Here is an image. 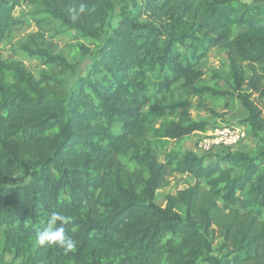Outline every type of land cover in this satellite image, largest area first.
Masks as SVG:
<instances>
[{
    "label": "trees",
    "instance_id": "1",
    "mask_svg": "<svg viewBox=\"0 0 264 264\" xmlns=\"http://www.w3.org/2000/svg\"><path fill=\"white\" fill-rule=\"evenodd\" d=\"M71 32L92 62L68 83L78 63L53 40ZM1 44L50 70L0 53V264H222L210 234L231 264H264V147L209 160L170 148L207 128L190 97L235 98L261 129L249 97L264 95V0H0ZM213 48L227 90L202 82ZM174 173L193 183L160 204ZM53 212L70 252L37 242Z\"/></svg>",
    "mask_w": 264,
    "mask_h": 264
},
{
    "label": "rangeland",
    "instance_id": "2",
    "mask_svg": "<svg viewBox=\"0 0 264 264\" xmlns=\"http://www.w3.org/2000/svg\"><path fill=\"white\" fill-rule=\"evenodd\" d=\"M121 8L122 4L116 5L111 17V24H114L118 20V13ZM19 13L20 10L16 9L13 14L17 16ZM35 30V26L24 27L15 33L13 41L16 42L27 32H33ZM245 30V27H240L238 31L241 32ZM76 34V32H71L70 34L57 35L56 39L53 40L57 51L65 53L71 63H78L75 75H71L70 73L67 74L68 83H72L77 76L84 75L88 65L92 62L90 54L80 56V51L76 47L77 42L80 40L77 38ZM11 48L13 47L9 44L0 45V53L3 55L4 59L8 60L12 58L22 60L28 69L34 73H39L41 70H50V67L43 65L38 59L26 57L21 53L17 54L18 50L13 52ZM198 68L202 71L201 79L203 83L220 90L229 89V86L226 84L227 62L223 53L218 49H211L208 52V55L200 61ZM244 88H248V86L245 85ZM249 100L257 107V110L260 111L259 118L262 125L261 129L258 130L259 132L256 134L252 133L251 126L246 121L248 114L246 109L237 100H235V98L230 96H221L217 99H214L213 97H190V117L195 120L206 121L207 128L204 132L193 133L182 138L178 142L174 141L171 143L170 148L190 150L198 156L207 157V160L212 159L214 158L215 151H212V153L209 154L202 152L197 148V141L200 135L208 133V130L211 127L218 124L229 123L243 127L246 132V136L239 144L222 151L221 154L227 151H245L252 154L256 153L264 147V95L260 96L256 93H252ZM192 183L193 179L186 174H172L169 177L166 186L157 191L158 203L164 204V194L175 193L177 190L183 189L188 184ZM210 235L212 236L211 238H213L214 254L222 257V264H231L229 258L227 256L223 257V253L218 250L220 238L216 237L215 234ZM6 260L7 262H12L13 259L11 256H8Z\"/></svg>",
    "mask_w": 264,
    "mask_h": 264
},
{
    "label": "clouds",
    "instance_id": "3",
    "mask_svg": "<svg viewBox=\"0 0 264 264\" xmlns=\"http://www.w3.org/2000/svg\"><path fill=\"white\" fill-rule=\"evenodd\" d=\"M69 18L76 22L82 15L90 11L87 5L80 3L78 6H69L67 9ZM66 218L59 212H53L46 222V227L38 234L37 242L40 246L57 245L62 247L65 252L72 251L76 244L75 241L66 235L63 222ZM59 222V223H58Z\"/></svg>",
    "mask_w": 264,
    "mask_h": 264
},
{
    "label": "built area",
    "instance_id": "4",
    "mask_svg": "<svg viewBox=\"0 0 264 264\" xmlns=\"http://www.w3.org/2000/svg\"><path fill=\"white\" fill-rule=\"evenodd\" d=\"M246 132L243 127L235 124H218L211 127L208 133L201 134L197 141V148L204 153L221 154L244 140Z\"/></svg>",
    "mask_w": 264,
    "mask_h": 264
}]
</instances>
